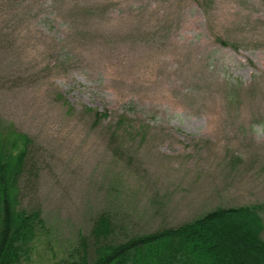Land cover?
Returning <instances> with one entry per match:
<instances>
[{"label":"rangeland","instance_id":"1","mask_svg":"<svg viewBox=\"0 0 264 264\" xmlns=\"http://www.w3.org/2000/svg\"><path fill=\"white\" fill-rule=\"evenodd\" d=\"M0 127L32 141L25 264L102 213L116 242L218 208L264 224V0H0Z\"/></svg>","mask_w":264,"mask_h":264},{"label":"trees","instance_id":"2","mask_svg":"<svg viewBox=\"0 0 264 264\" xmlns=\"http://www.w3.org/2000/svg\"><path fill=\"white\" fill-rule=\"evenodd\" d=\"M104 118L105 114H96ZM32 141L0 127V264H25L44 231L39 209L19 204ZM262 206L218 208L176 228L116 242L111 218L100 214L88 235L55 264H264Z\"/></svg>","mask_w":264,"mask_h":264}]
</instances>
